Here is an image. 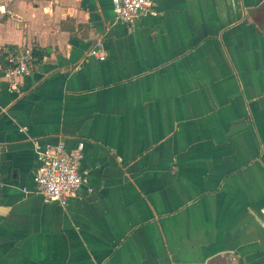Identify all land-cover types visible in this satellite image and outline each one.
Returning a JSON list of instances; mask_svg holds the SVG:
<instances>
[{
    "label": "crops",
    "instance_id": "0c3cea01",
    "mask_svg": "<svg viewBox=\"0 0 264 264\" xmlns=\"http://www.w3.org/2000/svg\"><path fill=\"white\" fill-rule=\"evenodd\" d=\"M0 3L2 51L37 58L0 72V264H264V0ZM33 140L84 143L65 206Z\"/></svg>",
    "mask_w": 264,
    "mask_h": 264
},
{
    "label": "built area",
    "instance_id": "2783aa9c",
    "mask_svg": "<svg viewBox=\"0 0 264 264\" xmlns=\"http://www.w3.org/2000/svg\"><path fill=\"white\" fill-rule=\"evenodd\" d=\"M110 2L114 20L126 24L132 23L139 14L149 12L153 5V0H110ZM6 16H14L19 20V16L8 4L0 3V22ZM87 57L100 60L105 58L100 40L91 44L85 53V58ZM35 60L36 57L30 46L22 50H10L6 55V63L0 65V72L10 81V86L15 88V78L27 74ZM83 147L84 143L81 140L71 148H66L62 142L41 144L36 140L32 141L37 161L33 181L36 192L45 202H56L65 206L77 195L80 186L85 182V172L80 169Z\"/></svg>",
    "mask_w": 264,
    "mask_h": 264
},
{
    "label": "trees",
    "instance_id": "16d2710c",
    "mask_svg": "<svg viewBox=\"0 0 264 264\" xmlns=\"http://www.w3.org/2000/svg\"><path fill=\"white\" fill-rule=\"evenodd\" d=\"M6 52L7 51H2V49L0 50V61H1L0 64H2V65H4L6 63V55H7ZM36 60H37V58H36Z\"/></svg>",
    "mask_w": 264,
    "mask_h": 264
}]
</instances>
